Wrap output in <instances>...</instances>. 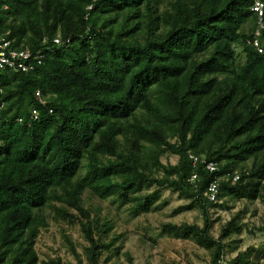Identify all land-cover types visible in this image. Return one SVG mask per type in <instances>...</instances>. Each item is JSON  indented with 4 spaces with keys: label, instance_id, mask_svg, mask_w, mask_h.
<instances>
[{
    "label": "trees",
    "instance_id": "1",
    "mask_svg": "<svg viewBox=\"0 0 264 264\" xmlns=\"http://www.w3.org/2000/svg\"><path fill=\"white\" fill-rule=\"evenodd\" d=\"M255 1L0 0V37L33 66L0 71V264L40 263L48 215L79 226L88 264L116 258L123 235L87 201H120L138 216L164 204L163 190L203 222L162 231L193 240L208 264L264 260V240L224 259L243 230L264 238V209L250 228L243 207L217 238L209 213L230 209L225 198L264 206V7L259 20ZM164 154L177 162L162 163Z\"/></svg>",
    "mask_w": 264,
    "mask_h": 264
},
{
    "label": "rangeland",
    "instance_id": "2",
    "mask_svg": "<svg viewBox=\"0 0 264 264\" xmlns=\"http://www.w3.org/2000/svg\"><path fill=\"white\" fill-rule=\"evenodd\" d=\"M162 163L174 165L177 157L164 154L161 157ZM152 190V189H151ZM227 206L230 209L216 206L209 210L210 219L214 221L210 234L217 238L220 227L226 223L232 214L237 213L243 207L246 211L240 214V221L248 227L257 226L262 215L264 206L260 201L252 204H245L244 201L228 200ZM161 202L155 204L158 207L155 211L132 216L128 204H121L120 201L111 203V200L97 202L95 199L87 201V206H99L101 215L107 217L114 223V232L122 234L119 254L116 258L107 259L108 254L103 253L99 258V264H208L209 253L199 248L191 239L176 238L172 234L162 231L164 224L173 225H198L202 226V217L197 209L190 211H178L189 200L180 198L176 193L163 190ZM48 211L45 212L47 214ZM48 226L39 232L35 244L39 264H50V261H59L60 264H88L85 257V249L88 243L83 238L77 224L65 222H54L47 216ZM219 219V220H216ZM238 248L225 252L224 259H231L238 251H243L249 246H257L264 238L255 233L249 235L245 230L236 236ZM74 248L76 255L71 251ZM226 264V263H223ZM257 264H264L260 260Z\"/></svg>",
    "mask_w": 264,
    "mask_h": 264
},
{
    "label": "built area",
    "instance_id": "3",
    "mask_svg": "<svg viewBox=\"0 0 264 264\" xmlns=\"http://www.w3.org/2000/svg\"><path fill=\"white\" fill-rule=\"evenodd\" d=\"M263 4L259 1H255L252 10L255 11L258 15V19H261V15L263 12ZM257 34V30H256ZM53 42L55 44H59L60 40L58 38L54 39ZM254 46H257V43L254 42ZM260 51V49H258ZM37 61V65L40 64V58L41 57H34ZM29 60V53L23 52L21 50H16L10 47V41H6L3 39V37H0V71L4 69H9L11 71H21L26 72L33 68V66L26 62ZM36 97L40 100L39 93H35ZM32 115L36 117V111H32ZM189 158L192 160L193 165L198 161L196 157L193 155H189ZM201 163L204 164L205 169L208 172H214L217 170V165L214 162H207L201 160ZM195 178V174H192L191 179L193 180ZM238 179V176L235 174L232 177V182H235ZM207 199L210 202H213L216 200L217 194H218V182L217 180H214L208 184L207 187Z\"/></svg>",
    "mask_w": 264,
    "mask_h": 264
}]
</instances>
